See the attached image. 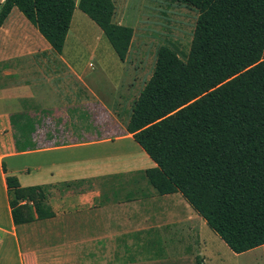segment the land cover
<instances>
[{
  "label": "crops",
  "instance_id": "0c3cea01",
  "mask_svg": "<svg viewBox=\"0 0 264 264\" xmlns=\"http://www.w3.org/2000/svg\"><path fill=\"white\" fill-rule=\"evenodd\" d=\"M66 39L54 52L16 8L0 27V264H220L188 201L148 184L155 164L127 132L130 115L89 99ZM6 176L48 186L54 216L14 225Z\"/></svg>",
  "mask_w": 264,
  "mask_h": 264
},
{
  "label": "trees",
  "instance_id": "16d2710c",
  "mask_svg": "<svg viewBox=\"0 0 264 264\" xmlns=\"http://www.w3.org/2000/svg\"><path fill=\"white\" fill-rule=\"evenodd\" d=\"M171 1L197 12L189 52L157 49L126 130L155 164L144 176L156 194L180 193L242 254L264 246V0ZM76 7L124 62L133 29L113 21V0H2L0 27L16 8L60 54ZM5 182L14 225L54 216L48 186Z\"/></svg>",
  "mask_w": 264,
  "mask_h": 264
},
{
  "label": "rangeland",
  "instance_id": "374dc122",
  "mask_svg": "<svg viewBox=\"0 0 264 264\" xmlns=\"http://www.w3.org/2000/svg\"><path fill=\"white\" fill-rule=\"evenodd\" d=\"M113 2L115 23L133 29L125 63L118 59L101 30L77 7L64 53L81 58L84 82L96 96L89 99L108 105L114 102L122 117H128L133 102L152 75L157 49L172 45L183 59L189 52L197 12L171 0ZM215 238L211 244L220 254V264H264V246L235 254Z\"/></svg>",
  "mask_w": 264,
  "mask_h": 264
}]
</instances>
